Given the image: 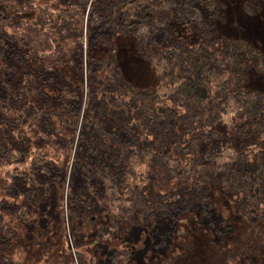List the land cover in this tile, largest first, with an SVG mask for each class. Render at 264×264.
I'll list each match as a JSON object with an SVG mask.
<instances>
[{
    "label": "trees",
    "instance_id": "trees-1",
    "mask_svg": "<svg viewBox=\"0 0 264 264\" xmlns=\"http://www.w3.org/2000/svg\"><path fill=\"white\" fill-rule=\"evenodd\" d=\"M224 6L0 0V169L7 181L0 209L24 218L37 203L45 215L40 203L58 179L69 188L66 217L75 230L78 222L100 219L112 230L115 217L124 221L118 230L138 225L158 232L166 219L168 228L158 232L163 243L197 208L204 216L215 210L210 231L230 235V221L218 226L228 218L215 209L214 187L235 197L248 222L264 225V92L244 87L264 74V52L216 30ZM242 8L247 15L258 9L247 0ZM174 23L188 25L197 39L173 38ZM115 35L135 39L138 55L155 71L151 87L134 88L124 77ZM49 149L59 161L46 155ZM141 165L177 185L146 193ZM16 237L0 213V264H19L8 255ZM126 253L114 248L108 261Z\"/></svg>",
    "mask_w": 264,
    "mask_h": 264
},
{
    "label": "rangeland",
    "instance_id": "rangeland-1",
    "mask_svg": "<svg viewBox=\"0 0 264 264\" xmlns=\"http://www.w3.org/2000/svg\"><path fill=\"white\" fill-rule=\"evenodd\" d=\"M220 1L225 6L220 17L213 21L216 30L226 36L249 41L264 52V0H247L258 7L253 15L243 12L244 0ZM170 29L173 38L197 39L186 24L174 23ZM113 42V53L127 81L137 89L151 87L155 83V71L138 55L135 39L129 35H115ZM247 84H244L245 88L264 92V74L251 76ZM255 147V143L248 146L249 159ZM72 154L71 151L65 165L66 180ZM46 155L57 161L61 158L51 149L47 150ZM140 167L138 177L146 193L173 189L177 185L174 179L165 180L161 173H149L142 165ZM2 171L0 169V188L7 182ZM213 188L215 209L224 219L228 218L225 222H219L218 226L230 221L229 224L234 225V232L221 235L223 238L220 240L217 232L210 231L211 223L216 222L219 215L214 210L204 216L196 208L183 215L177 228L164 236L163 243H158L162 238L158 232L168 228L166 219L157 225L158 232L138 225L118 230L124 221L115 217L112 230L104 226L103 219L93 223L78 222L75 230L70 218L66 217L69 188L66 182L61 187L60 180L56 179L40 203L45 215L40 216L37 203L29 210L35 214L29 216L22 212L24 218L0 209L4 223L17 231L8 255L19 264H80L77 252L82 254L85 264H264V225L248 222L236 208L234 196ZM114 248L127 249L129 253L109 262L108 255ZM63 254L69 256V260L64 259Z\"/></svg>",
    "mask_w": 264,
    "mask_h": 264
}]
</instances>
